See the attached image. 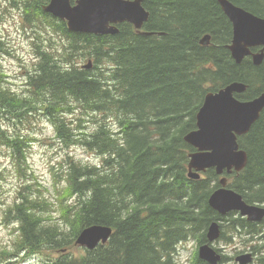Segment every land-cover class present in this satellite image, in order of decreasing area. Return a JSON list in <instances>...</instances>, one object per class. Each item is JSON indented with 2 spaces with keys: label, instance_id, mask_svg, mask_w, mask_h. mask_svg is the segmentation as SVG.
<instances>
[{
  "label": "trees",
  "instance_id": "1",
  "mask_svg": "<svg viewBox=\"0 0 264 264\" xmlns=\"http://www.w3.org/2000/svg\"><path fill=\"white\" fill-rule=\"evenodd\" d=\"M20 1L26 20L28 7L30 17L51 20L64 39L65 56L52 61L42 50L29 89L9 86L0 63V147L16 174L28 180L3 215L18 245L9 255L2 253L0 264H14L19 255L22 264L37 257L43 260L35 264H177V247L188 242L196 246L188 264H207L198 248L207 243V228L216 221L225 223L222 242L239 231L260 236L262 244L252 250L264 264V220L257 225L235 215L222 217L207 203L219 187L214 170L199 180L187 173L194 149L183 138L195 129L205 95L235 81L247 86L235 95L239 100L264 92V58L259 66L250 58L235 64L225 48L232 26L217 0H143L149 12L143 30L153 34L122 23L117 34L102 36L70 33L64 22L42 11L49 0ZM228 1L264 18V0ZM204 35H210L208 45L199 43ZM1 42L0 37V55L8 54ZM45 42L50 47L51 38ZM85 58L93 61L90 69L75 64ZM65 64L70 70H63ZM75 113L80 117L73 126L68 117ZM96 113L101 120L93 117ZM38 117L51 124L65 148L80 146L101 157L100 165L68 163L53 210L33 174L24 173L32 141L28 125ZM104 117L117 124V133ZM237 142L247 163L240 173L224 174L227 187L247 204L264 205V110ZM94 225L111 228L109 240L93 249L76 245L79 233ZM229 260L221 255L219 264Z\"/></svg>",
  "mask_w": 264,
  "mask_h": 264
},
{
  "label": "water",
  "instance_id": "2",
  "mask_svg": "<svg viewBox=\"0 0 264 264\" xmlns=\"http://www.w3.org/2000/svg\"><path fill=\"white\" fill-rule=\"evenodd\" d=\"M73 2V3H72ZM222 12L232 24V40L226 48L236 65L245 57H250L254 66L261 65L264 58V19L254 16L236 7L228 0H217ZM143 0H49L42 6L43 12L66 23L68 31L79 34L115 35L117 24L129 23L142 35L150 32H139L147 21L149 13L142 6ZM209 36L200 40L208 44ZM251 48H259L251 52ZM90 67V63L85 66ZM246 86L233 82L217 92L206 94L203 104L198 109L196 130L187 133L184 141L196 149L189 155V177L197 180L198 172L213 168L217 175L224 172H239L246 166V152L238 148L237 136L246 134L264 109V93L249 101H239L234 94H241ZM192 169L194 172H192ZM220 188L212 192L208 205L216 213L224 216L237 212L247 221L259 222L264 218V208L245 204L242 197L232 190L225 189L226 180H219ZM111 235V228L90 226L83 229L75 244L93 249L104 244ZM220 236L218 224L210 223L206 237L207 242L198 248V257L208 264H218L220 255L210 247V243ZM238 264L252 261L251 254L236 257Z\"/></svg>",
  "mask_w": 264,
  "mask_h": 264
},
{
  "label": "rangeland",
  "instance_id": "3",
  "mask_svg": "<svg viewBox=\"0 0 264 264\" xmlns=\"http://www.w3.org/2000/svg\"><path fill=\"white\" fill-rule=\"evenodd\" d=\"M30 11L31 8L28 7L26 20L20 0L12 2L0 0L1 47L8 51V54L0 55V63L8 76L9 86L14 89L25 87L29 89V77L34 76L37 73V65H41L42 59H39V53L42 50L51 53L47 55L52 61L61 60L65 56V53H61L62 46L65 45L64 39L61 34L56 33L51 20L43 17H30ZM49 38L52 43H49L50 47H47L45 41ZM75 62L78 66L87 65L89 60L85 58L83 62L78 60ZM77 117H80L79 113L68 117L73 126H76L75 119ZM93 117L97 121L101 120L100 114L93 115ZM30 120L28 134L32 135L30 136L32 142L27 152L28 166L24 173L26 175L33 174L35 179L33 183L46 198L50 209L53 210L60 201V188L64 185L68 163L73 159L80 165H99L101 157L80 146L65 148L55 138L54 129L47 120L42 117ZM103 122L113 124V120L106 117L103 118ZM91 125L90 123L89 126ZM26 182L28 183V180L26 181L16 174V168L12 165V159L8 152L4 147H0V257L3 255L2 253L9 255V251L17 248V233L13 230L14 227L11 223L5 222L3 215L7 207L15 200L17 190ZM124 195L126 194L122 193L121 196ZM51 215L57 217V214ZM261 244L262 242L258 241L257 237L244 236L241 232L233 236L232 242L225 244L218 240L213 247L222 249V253L234 259L227 264H237L235 262L237 256L252 252L251 246ZM195 247L194 243H190L188 246L179 245L177 253H175L177 264H180L181 261L183 264L190 263ZM252 255L254 262L251 264H259L257 259L260 255L253 252ZM19 257L14 261V264H22ZM42 260V257L31 258L23 264H35Z\"/></svg>",
  "mask_w": 264,
  "mask_h": 264
},
{
  "label": "flooded vegetation",
  "instance_id": "4",
  "mask_svg": "<svg viewBox=\"0 0 264 264\" xmlns=\"http://www.w3.org/2000/svg\"><path fill=\"white\" fill-rule=\"evenodd\" d=\"M252 14V13H251ZM252 15H254V14H252ZM254 16H256V15H254ZM258 17V16H257ZM259 18H261V17H259ZM262 19H264V18H262ZM250 51L251 52H256V51H254V49H250ZM243 84V83H242ZM245 85V84H244ZM246 86V85H245ZM247 87V86H246ZM264 110V109H263ZM236 140H237V138H236ZM237 144H238V142H237ZM238 148L239 149H241L240 147H239V145H238ZM241 150H243V149H241ZM243 151H245V150H243ZM191 153V152H190ZM247 155V154H246ZM219 253H220V251H219ZM222 255H225L224 253H222Z\"/></svg>",
  "mask_w": 264,
  "mask_h": 264
},
{
  "label": "clouds",
  "instance_id": "5",
  "mask_svg": "<svg viewBox=\"0 0 264 264\" xmlns=\"http://www.w3.org/2000/svg\"><path fill=\"white\" fill-rule=\"evenodd\" d=\"M63 70H64V71H68V70H70V69H69V65H67V64L63 65ZM180 264H183V261H181Z\"/></svg>",
  "mask_w": 264,
  "mask_h": 264
},
{
  "label": "bare ground",
  "instance_id": "6",
  "mask_svg": "<svg viewBox=\"0 0 264 264\" xmlns=\"http://www.w3.org/2000/svg\"><path fill=\"white\" fill-rule=\"evenodd\" d=\"M212 223V222H211ZM256 228V227H255ZM254 235V234H253Z\"/></svg>",
  "mask_w": 264,
  "mask_h": 264
}]
</instances>
